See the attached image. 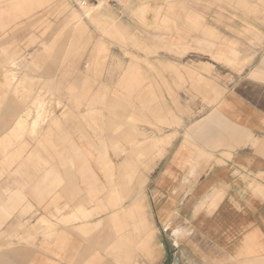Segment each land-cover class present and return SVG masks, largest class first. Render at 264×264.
I'll return each instance as SVG.
<instances>
[{
    "label": "crops",
    "instance_id": "obj_1",
    "mask_svg": "<svg viewBox=\"0 0 264 264\" xmlns=\"http://www.w3.org/2000/svg\"><path fill=\"white\" fill-rule=\"evenodd\" d=\"M118 13L132 33L173 45L199 46L207 29L221 37L212 55L229 59L228 87L212 106L198 99L204 113L183 119L121 204L70 128L24 137L0 167V264H264V0H131ZM1 104L9 125L18 107ZM10 205L21 212L7 219ZM51 215L47 237L37 222Z\"/></svg>",
    "mask_w": 264,
    "mask_h": 264
},
{
    "label": "rangeland",
    "instance_id": "obj_2",
    "mask_svg": "<svg viewBox=\"0 0 264 264\" xmlns=\"http://www.w3.org/2000/svg\"><path fill=\"white\" fill-rule=\"evenodd\" d=\"M130 3L79 10L66 0H0V107H18L9 125L0 109V167L12 166L24 137L37 139L44 129L49 135L52 126L61 131L64 125L76 149L98 156L89 160L106 180L104 193L124 203L146 181L150 156L158 152L153 159H160L177 132L187 129L183 119L195 121L204 113L198 112V99L212 106L221 87H228L230 61L220 50L212 55L221 37L207 29L203 44L190 47L134 34L116 16ZM207 38L211 44H204ZM214 61L221 64L217 70ZM20 208L4 206L1 213L8 219ZM58 215L36 220L47 237ZM36 218L20 231L29 225L34 230Z\"/></svg>",
    "mask_w": 264,
    "mask_h": 264
},
{
    "label": "built area",
    "instance_id": "obj_3",
    "mask_svg": "<svg viewBox=\"0 0 264 264\" xmlns=\"http://www.w3.org/2000/svg\"><path fill=\"white\" fill-rule=\"evenodd\" d=\"M73 8L82 10L91 7H96L99 4H106L118 8L128 0H66Z\"/></svg>",
    "mask_w": 264,
    "mask_h": 264
},
{
    "label": "bare ground",
    "instance_id": "obj_4",
    "mask_svg": "<svg viewBox=\"0 0 264 264\" xmlns=\"http://www.w3.org/2000/svg\"><path fill=\"white\" fill-rule=\"evenodd\" d=\"M35 109H36V108H35ZM26 115H27V114H26ZM30 115H31V113H30ZM30 115H29V113H28L27 116H30ZM25 117H26V116H25ZM39 117H41V116H39ZM29 119H30V118H29ZM115 192H117V191H115ZM117 193H118V192H117ZM115 196H116V195H115ZM117 198H118V196H117Z\"/></svg>",
    "mask_w": 264,
    "mask_h": 264
}]
</instances>
